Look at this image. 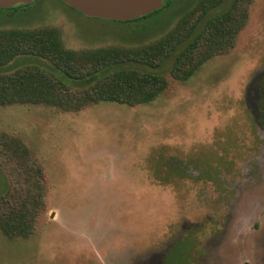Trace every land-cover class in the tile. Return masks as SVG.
I'll return each instance as SVG.
<instances>
[{
  "label": "rangeland",
  "instance_id": "374dc122",
  "mask_svg": "<svg viewBox=\"0 0 264 264\" xmlns=\"http://www.w3.org/2000/svg\"><path fill=\"white\" fill-rule=\"evenodd\" d=\"M192 5L123 23L35 0L0 9V30L53 27L73 51L140 47ZM247 13L232 51L187 81L169 62L168 87L150 103L0 107V134L20 139L46 174L34 234L0 232V264H264V0Z\"/></svg>",
  "mask_w": 264,
  "mask_h": 264
},
{
  "label": "trees",
  "instance_id": "16d2710c",
  "mask_svg": "<svg viewBox=\"0 0 264 264\" xmlns=\"http://www.w3.org/2000/svg\"><path fill=\"white\" fill-rule=\"evenodd\" d=\"M175 1L164 0L158 11L123 23L174 11ZM186 1L194 5L177 24L140 47L73 51L63 47L61 33L53 27L0 30V107L28 104L79 112L92 103L134 107L154 101L168 87L164 69L169 62L171 76L187 81L206 61L235 48L248 21L247 6L254 0ZM17 7L27 6L3 10ZM35 59L49 64L51 70L23 65ZM2 173L7 188L0 194V232L11 239L27 238L45 210L44 168L20 139L0 134V180Z\"/></svg>",
  "mask_w": 264,
  "mask_h": 264
},
{
  "label": "water",
  "instance_id": "95a60500",
  "mask_svg": "<svg viewBox=\"0 0 264 264\" xmlns=\"http://www.w3.org/2000/svg\"><path fill=\"white\" fill-rule=\"evenodd\" d=\"M35 0H0V9L30 5ZM78 13L111 21H132L158 11L164 0H61Z\"/></svg>",
  "mask_w": 264,
  "mask_h": 264
}]
</instances>
